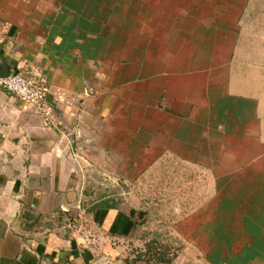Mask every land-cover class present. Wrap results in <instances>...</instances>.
Here are the masks:
<instances>
[{"label": "crops", "instance_id": "crops-1", "mask_svg": "<svg viewBox=\"0 0 264 264\" xmlns=\"http://www.w3.org/2000/svg\"><path fill=\"white\" fill-rule=\"evenodd\" d=\"M1 59L52 118L0 88V264H126L168 166L214 178L184 236L264 264V0H0Z\"/></svg>", "mask_w": 264, "mask_h": 264}, {"label": "rangeland", "instance_id": "rangeland-1", "mask_svg": "<svg viewBox=\"0 0 264 264\" xmlns=\"http://www.w3.org/2000/svg\"><path fill=\"white\" fill-rule=\"evenodd\" d=\"M168 168L157 182L153 179L151 184H138L127 196L143 213L151 212L152 220L142 233L132 238L126 264H160L153 261L149 249L163 254L166 260H171L170 264H233L236 249L231 238L200 237L198 233L184 236L183 221L198 213L200 201L210 200L214 195L212 175L200 184L198 175L187 178L173 167ZM207 214L213 215L214 208L209 207Z\"/></svg>", "mask_w": 264, "mask_h": 264}, {"label": "built area", "instance_id": "built-area-1", "mask_svg": "<svg viewBox=\"0 0 264 264\" xmlns=\"http://www.w3.org/2000/svg\"><path fill=\"white\" fill-rule=\"evenodd\" d=\"M0 88L16 98L23 107H31L47 121L52 110L47 103L49 86L32 68L26 67L13 72L7 78H0Z\"/></svg>", "mask_w": 264, "mask_h": 264}, {"label": "trees", "instance_id": "trees-1", "mask_svg": "<svg viewBox=\"0 0 264 264\" xmlns=\"http://www.w3.org/2000/svg\"><path fill=\"white\" fill-rule=\"evenodd\" d=\"M147 247L150 248V246H147ZM148 252L155 263H160V264H170L171 263V260H166L164 258V255L161 253L154 252V250H151V249H149Z\"/></svg>", "mask_w": 264, "mask_h": 264}, {"label": "water", "instance_id": "water-1", "mask_svg": "<svg viewBox=\"0 0 264 264\" xmlns=\"http://www.w3.org/2000/svg\"><path fill=\"white\" fill-rule=\"evenodd\" d=\"M11 74V68L5 64V62L1 59L0 62V78H7ZM146 213H141L140 218L143 219Z\"/></svg>", "mask_w": 264, "mask_h": 264}]
</instances>
